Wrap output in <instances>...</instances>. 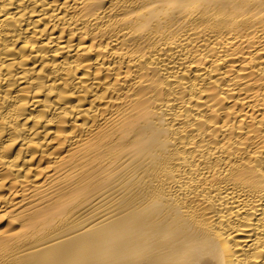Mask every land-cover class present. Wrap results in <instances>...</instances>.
<instances>
[{"label": "bare ground", "instance_id": "1", "mask_svg": "<svg viewBox=\"0 0 264 264\" xmlns=\"http://www.w3.org/2000/svg\"><path fill=\"white\" fill-rule=\"evenodd\" d=\"M0 264H264V0H0Z\"/></svg>", "mask_w": 264, "mask_h": 264}]
</instances>
